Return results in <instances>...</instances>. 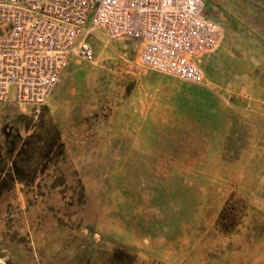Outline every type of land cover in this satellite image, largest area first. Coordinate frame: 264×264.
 <instances>
[{
	"label": "rangeland",
	"instance_id": "374dc122",
	"mask_svg": "<svg viewBox=\"0 0 264 264\" xmlns=\"http://www.w3.org/2000/svg\"><path fill=\"white\" fill-rule=\"evenodd\" d=\"M201 84L90 43L46 105H0V264H264V0H204Z\"/></svg>",
	"mask_w": 264,
	"mask_h": 264
},
{
	"label": "built area",
	"instance_id": "2783aa9c",
	"mask_svg": "<svg viewBox=\"0 0 264 264\" xmlns=\"http://www.w3.org/2000/svg\"><path fill=\"white\" fill-rule=\"evenodd\" d=\"M221 28L204 0H0V105H46L67 63H92L90 41L134 43L139 65L197 85Z\"/></svg>",
	"mask_w": 264,
	"mask_h": 264
},
{
	"label": "crops",
	"instance_id": "0c3cea01",
	"mask_svg": "<svg viewBox=\"0 0 264 264\" xmlns=\"http://www.w3.org/2000/svg\"><path fill=\"white\" fill-rule=\"evenodd\" d=\"M209 20H211V19H209ZM211 21H212L213 23L217 24V23H216V22H214L213 20H211ZM217 25L220 27V25H219V24H217ZM220 28H221V27H220ZM222 34H223V32H222ZM223 39H224V37L222 38V41H221V43H220V46H219V48L221 47V44H222V42H223ZM219 48H218V49H219ZM216 50H217V49H216ZM216 50H215V51H216ZM207 57H208V56H207ZM207 57H206V58H207Z\"/></svg>",
	"mask_w": 264,
	"mask_h": 264
}]
</instances>
